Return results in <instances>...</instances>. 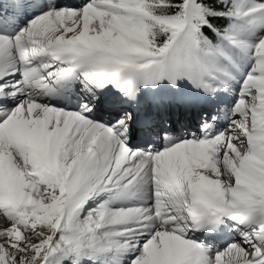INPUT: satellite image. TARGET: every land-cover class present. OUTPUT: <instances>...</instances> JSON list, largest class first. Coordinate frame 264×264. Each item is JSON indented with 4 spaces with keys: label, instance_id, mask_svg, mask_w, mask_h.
Returning a JSON list of instances; mask_svg holds the SVG:
<instances>
[{
    "label": "snow or ice",
    "instance_id": "6c2138e0",
    "mask_svg": "<svg viewBox=\"0 0 264 264\" xmlns=\"http://www.w3.org/2000/svg\"><path fill=\"white\" fill-rule=\"evenodd\" d=\"M0 264H264V0H0Z\"/></svg>",
    "mask_w": 264,
    "mask_h": 264
},
{
    "label": "bare ground",
    "instance_id": "6f19581e",
    "mask_svg": "<svg viewBox=\"0 0 264 264\" xmlns=\"http://www.w3.org/2000/svg\"><path fill=\"white\" fill-rule=\"evenodd\" d=\"M67 2L68 3H78L79 2V0H67ZM174 135H178V134H180V131H179V129H177V130H175V132L173 133Z\"/></svg>",
    "mask_w": 264,
    "mask_h": 264
}]
</instances>
